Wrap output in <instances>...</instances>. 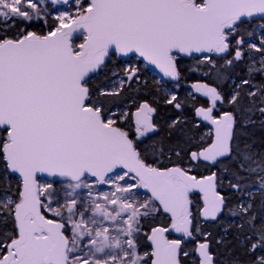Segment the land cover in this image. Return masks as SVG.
Segmentation results:
<instances>
[{
  "label": "snow or ice",
  "instance_id": "6c2138e0",
  "mask_svg": "<svg viewBox=\"0 0 264 264\" xmlns=\"http://www.w3.org/2000/svg\"><path fill=\"white\" fill-rule=\"evenodd\" d=\"M257 125L264 0H0V264H264Z\"/></svg>",
  "mask_w": 264,
  "mask_h": 264
},
{
  "label": "trees",
  "instance_id": "16d2710c",
  "mask_svg": "<svg viewBox=\"0 0 264 264\" xmlns=\"http://www.w3.org/2000/svg\"><path fill=\"white\" fill-rule=\"evenodd\" d=\"M144 71L142 72L143 79L148 81L149 87H152L154 90L157 86H159L160 93L165 94L167 89L171 88V85L164 84L163 80L159 78L157 75L153 74L149 69L145 66H141ZM99 83V81H97ZM186 86V85H185ZM185 92L181 89V95H184ZM175 113L173 111L166 110L163 105H161V109L156 117L157 122L162 125L161 136L165 134L167 131L165 121L170 117L174 116ZM247 135L256 143L257 148L259 149L262 144H264V128H261L259 125L256 127H251L247 130Z\"/></svg>",
  "mask_w": 264,
  "mask_h": 264
},
{
  "label": "flooded vegetation",
  "instance_id": "af4514ba",
  "mask_svg": "<svg viewBox=\"0 0 264 264\" xmlns=\"http://www.w3.org/2000/svg\"><path fill=\"white\" fill-rule=\"evenodd\" d=\"M146 68L149 69V71H151L153 74H155V75H157L159 78H161V75H162V74H160L158 70L152 68L151 66H146Z\"/></svg>",
  "mask_w": 264,
  "mask_h": 264
},
{
  "label": "rangeland",
  "instance_id": "374dc122",
  "mask_svg": "<svg viewBox=\"0 0 264 264\" xmlns=\"http://www.w3.org/2000/svg\"><path fill=\"white\" fill-rule=\"evenodd\" d=\"M144 66V65H143Z\"/></svg>",
  "mask_w": 264,
  "mask_h": 264
}]
</instances>
